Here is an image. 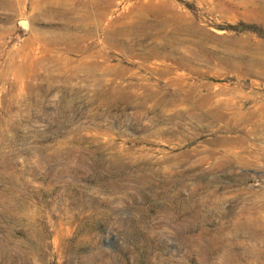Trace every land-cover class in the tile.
<instances>
[{"label": "rangeland", "instance_id": "rangeland-1", "mask_svg": "<svg viewBox=\"0 0 264 264\" xmlns=\"http://www.w3.org/2000/svg\"><path fill=\"white\" fill-rule=\"evenodd\" d=\"M0 264H264V0H0Z\"/></svg>", "mask_w": 264, "mask_h": 264}, {"label": "bare ground", "instance_id": "bare-ground-1", "mask_svg": "<svg viewBox=\"0 0 264 264\" xmlns=\"http://www.w3.org/2000/svg\"><path fill=\"white\" fill-rule=\"evenodd\" d=\"M20 24L23 25L24 28L27 27V22L26 21H21Z\"/></svg>", "mask_w": 264, "mask_h": 264}, {"label": "trees", "instance_id": "trees-1", "mask_svg": "<svg viewBox=\"0 0 264 264\" xmlns=\"http://www.w3.org/2000/svg\"><path fill=\"white\" fill-rule=\"evenodd\" d=\"M231 28H232V30H236L235 27H231ZM236 31H237V30H236ZM237 32H239V31H237Z\"/></svg>", "mask_w": 264, "mask_h": 264}, {"label": "water", "instance_id": "water-1", "mask_svg": "<svg viewBox=\"0 0 264 264\" xmlns=\"http://www.w3.org/2000/svg\"><path fill=\"white\" fill-rule=\"evenodd\" d=\"M23 26V25H22Z\"/></svg>", "mask_w": 264, "mask_h": 264}]
</instances>
